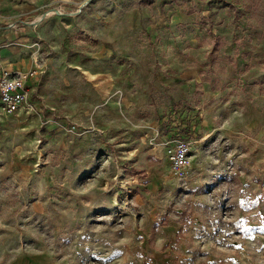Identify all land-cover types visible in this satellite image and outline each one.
I'll return each mask as SVG.
<instances>
[{"label": "rangeland", "instance_id": "obj_1", "mask_svg": "<svg viewBox=\"0 0 264 264\" xmlns=\"http://www.w3.org/2000/svg\"><path fill=\"white\" fill-rule=\"evenodd\" d=\"M6 68L0 264H264V0H0Z\"/></svg>", "mask_w": 264, "mask_h": 264}, {"label": "built area", "instance_id": "obj_2", "mask_svg": "<svg viewBox=\"0 0 264 264\" xmlns=\"http://www.w3.org/2000/svg\"><path fill=\"white\" fill-rule=\"evenodd\" d=\"M37 75L36 69L0 70V119L33 108L30 88ZM190 152V141L184 138L176 140L170 159V169L174 175L183 177Z\"/></svg>", "mask_w": 264, "mask_h": 264}, {"label": "crops", "instance_id": "obj_3", "mask_svg": "<svg viewBox=\"0 0 264 264\" xmlns=\"http://www.w3.org/2000/svg\"><path fill=\"white\" fill-rule=\"evenodd\" d=\"M3 53V52H2ZM4 55V54H3ZM7 70H9L8 68H6ZM15 69H19V68H15ZM15 69H13V70H15Z\"/></svg>", "mask_w": 264, "mask_h": 264}]
</instances>
